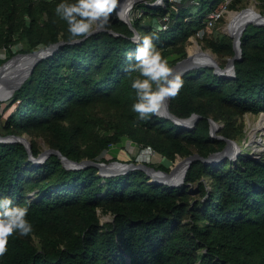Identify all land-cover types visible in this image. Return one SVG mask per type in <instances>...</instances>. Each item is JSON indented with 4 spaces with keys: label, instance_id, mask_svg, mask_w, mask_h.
Returning a JSON list of instances; mask_svg holds the SVG:
<instances>
[{
    "label": "trees",
    "instance_id": "trees-1",
    "mask_svg": "<svg viewBox=\"0 0 264 264\" xmlns=\"http://www.w3.org/2000/svg\"><path fill=\"white\" fill-rule=\"evenodd\" d=\"M155 1L136 3L143 18L132 20V28L113 17L107 30L72 44L82 38L72 37L57 15L59 0H0V53L8 52L0 66L15 54L12 44L22 43L20 51L31 53L64 42L0 102V136L44 135L53 149L77 162L98 160L123 137L174 163L222 151L226 139L234 138L236 116L264 113V25L244 31L234 76L209 67L183 76L169 109L180 119L197 114L192 127L155 114L137 122L131 81L139 73L128 66L143 35L159 31L154 42L173 66L223 2ZM236 1L228 9L236 10ZM256 1L264 14V0ZM164 18L168 27L161 30ZM204 48L226 58L235 54L226 33L206 38ZM211 118L224 123L222 138L211 136ZM30 151L34 158L41 153L34 141ZM0 195L14 203L30 201L33 224L31 233L9 237L0 264H264V154L256 158L246 149L233 160L193 161L184 182L174 187L150 182L138 169L110 177L94 166L67 169L56 154L36 164L23 144L1 142Z\"/></svg>",
    "mask_w": 264,
    "mask_h": 264
},
{
    "label": "clouds",
    "instance_id": "clouds-1",
    "mask_svg": "<svg viewBox=\"0 0 264 264\" xmlns=\"http://www.w3.org/2000/svg\"><path fill=\"white\" fill-rule=\"evenodd\" d=\"M122 3L131 7L134 0H59L55 11L67 22L72 37L84 38L107 30L111 14ZM160 27L162 30L168 25ZM158 37L159 31L143 35L137 44L134 63L128 66L130 70L139 73L131 81V87L136 90L132 110L138 113L137 122L150 119V114H161L166 107V99L176 96L185 82L182 74L174 71L155 44ZM30 203H14L12 197L0 195V254L7 250L11 235H27L32 232L33 224L28 218Z\"/></svg>",
    "mask_w": 264,
    "mask_h": 264
},
{
    "label": "water",
    "instance_id": "water-1",
    "mask_svg": "<svg viewBox=\"0 0 264 264\" xmlns=\"http://www.w3.org/2000/svg\"><path fill=\"white\" fill-rule=\"evenodd\" d=\"M138 1H140V0H134L133 4L137 3ZM133 4L131 5V7H129L128 10H130L132 8ZM246 9H243L241 11H237L239 16H237V19L235 21V27H234L233 35L226 33L233 40V49H234L235 54L233 57L228 59L227 64L224 68L220 67L219 64H217L215 61H213V62L200 61L199 59L191 58L189 55H187L185 58L178 61L174 66H172L174 71L181 73L182 76H184L191 70L201 68V67H209V68L214 69V73L217 75L226 76V77L234 76L235 61L237 59H240V57H241V37H242L244 31L246 30V28L249 25H254V26H263L264 25V14L257 12L255 18H248L243 14L244 11H246ZM122 20L132 28V23H131L130 19H128V20L122 19ZM110 32L113 33L112 31H110ZM95 33H97V32H95ZM95 33H93V34H95ZM87 37H89V36H87ZM87 37H84L82 39H75V40L71 41L70 43H72V44L80 43L81 41L85 40ZM63 44H64V42L60 41L58 43L51 44L48 47L41 48L35 52L17 55L16 57H24V56L35 55L36 53L41 52V54L38 55L33 60V62L29 65V67H28L24 77L21 79V81L18 82L17 85H15V87L12 89V91L9 93V95H7L4 98H1L0 102L2 100L3 101L8 100L13 95L14 91H16L18 88H20V86L24 83V81L29 77V75L32 73L36 64L39 61H41L42 59H44L50 55H53L54 52ZM13 59H9L5 63H3V65L0 67V82H2L4 85L10 84V78L7 77L6 73H3V69H5L6 65L8 63H10ZM165 105H166V107H165L164 112L161 114H155V115L170 119L175 124H178L180 126L192 127L196 123V121L200 118L197 114H193L191 117H189L187 119L177 118L176 116H174L170 112L169 98L166 99ZM209 122H210V127H211V136H213L214 130L216 128V123L212 119H210ZM226 141H227V144L222 151L213 153V154L209 155V157H207V158L201 157L197 153L189 155V156L185 157L184 159H182L181 161L176 162L175 167L169 173L166 171L155 169L154 167H152V166H150L144 162L121 163L119 161H114V162H111L109 164L98 163V162L92 161V160H82L80 162H77V161L71 160V159L67 158L66 156L62 155L58 150H53L52 152H53V154L58 155V157L60 158V160L62 162V165L67 169H82V168L94 166V167H97L98 169H100L99 174L104 176V177H110V176H115V175H119V174H124V173H127L128 171L138 169V170H143L147 174L148 178L150 179V182H156V183L163 184V185H169V186L177 187L184 182V177L186 175V172H187L188 168L190 167L191 163L195 160H201L204 163L215 164V163L221 161L222 159L223 160L227 159V157L231 160L235 159L237 155H235L232 152H229L230 151L229 147L231 145V141L229 139H226ZM1 142H3V143L19 142V143L23 144L29 152L30 160H32L36 164L42 163L44 160H46L47 155H48L47 153H43V154H40L37 158H34L31 155L30 142L27 141L22 136H18V135H9V136H5V137L0 136V143ZM48 152H51V151H48ZM181 166L183 167V173H182L181 177L176 178L175 176H172Z\"/></svg>",
    "mask_w": 264,
    "mask_h": 264
},
{
    "label": "rangeland",
    "instance_id": "rangeland-1",
    "mask_svg": "<svg viewBox=\"0 0 264 264\" xmlns=\"http://www.w3.org/2000/svg\"><path fill=\"white\" fill-rule=\"evenodd\" d=\"M172 1L176 5L177 4L179 5V3H183V2H185V4H190L189 0H172ZM231 2H233V0H231L230 3ZM235 5H236L235 7L236 10L228 9V13H226L224 18L219 23H217L215 26L209 27V28L205 26L203 29V35L199 37L195 35L189 39L188 45L186 47L187 55L189 54L188 48L194 45L195 43H197L203 51L210 53L212 57L215 60H217L220 67L221 65H224V67L226 66L229 58L218 56L214 54L209 48H204L205 39L208 38V39L215 40L218 35L226 33L225 29H226L227 23L230 20L229 13L235 14L237 11H241L251 6H254L257 12L261 13V10H262V3H259L256 0H239L235 2ZM119 6L120 5H118V10H119ZM118 10L113 11V13L111 14V18L117 17L118 19L122 20L121 15L117 14ZM128 16H129L130 21L143 18V16H141V13L138 12L136 3L133 4L132 8L129 10ZM160 23L163 24L162 22ZM138 35L139 33L137 32V30H134V37L137 38ZM22 48H23L22 43L12 44L10 49L15 54L13 55V57H11V59L15 58L19 54H28V53H24L23 51H20ZM41 48H44V47H40L37 50ZM5 56H6L5 52L2 51V53H0V58H4ZM176 57L177 55H173L169 59H174ZM95 113L98 115H104L105 111L102 110L101 108H96ZM214 122L216 123V128L214 130L212 137L222 138V136L220 135V132L224 128V123L221 121H214ZM262 122L264 123L263 113H260V114L244 113L243 115L236 116L231 124V127H232L231 131L234 135V138L229 139L231 141L229 152H232L235 155H237V154H240L242 151H244V149H246V151H250V154L252 156L256 158L261 157L264 154V127H261ZM239 129H241L243 133H238ZM18 136L24 137L27 141L30 142V145H31V142L34 141L40 148V151H41L40 154H43V153L48 154L47 158L51 154H53L52 151L55 150L50 146L49 138L44 135L34 136V135H29L27 133H24ZM140 149H141L140 146L132 142L127 137H123L119 143L111 145L107 150H105L101 154L100 158L96 160V162L103 163V164H109L114 161H119L121 163H138L140 162L138 158ZM48 151H51V152H48ZM84 160H87V159H84ZM179 160L180 159H178V161ZM146 163L148 165L153 164L154 166L163 165L166 168H168V171H167L168 173L175 167L174 162H171L170 160L166 159L165 157L161 156L158 153L152 156L149 161H146ZM108 220H111L109 216H102L103 222L108 221Z\"/></svg>",
    "mask_w": 264,
    "mask_h": 264
},
{
    "label": "bare ground",
    "instance_id": "bare-ground-1",
    "mask_svg": "<svg viewBox=\"0 0 264 264\" xmlns=\"http://www.w3.org/2000/svg\"><path fill=\"white\" fill-rule=\"evenodd\" d=\"M129 5L127 3H122L119 6V14L121 15V19L128 20V12H129ZM256 9L254 6H251L244 11V15L248 18H255L256 16ZM230 14V20L227 23L226 26V33L233 35L234 27H235V21L237 19V16L239 14L236 12L234 13H229ZM189 56L191 58L199 59L200 61H205V62H213L215 61L217 64V60H215L212 55L208 52H205L201 49V47L195 43L191 47L188 48ZM41 52L36 53L35 55H30V56H24V57H16L14 58L10 63L6 65V68L3 69V73L7 74V77L10 78V84L9 85H4L2 82H0V99L6 97L9 95V93L12 91V89L17 85L18 82L21 81V79L24 77L29 65L33 62V60L40 55ZM3 101V100H2ZM165 110L162 109L163 113ZM264 115V114H263ZM264 127V123L262 122V126ZM183 173V167L181 166L172 176H175L176 178H180Z\"/></svg>",
    "mask_w": 264,
    "mask_h": 264
},
{
    "label": "built area",
    "instance_id": "built-area-1",
    "mask_svg": "<svg viewBox=\"0 0 264 264\" xmlns=\"http://www.w3.org/2000/svg\"><path fill=\"white\" fill-rule=\"evenodd\" d=\"M230 1L231 0H223V2L220 4L218 9L213 10L208 14L207 27L215 26L217 23H219L224 18L225 14L228 13V5H229ZM162 2H163V0H162ZM162 2H155L154 4L160 5V4H162ZM166 20H167V18H166ZM163 21H165V18L160 22L163 23ZM161 25H164V23L163 24L159 23V26H161ZM196 35L198 37L203 35V30L198 31L196 33ZM2 51L5 52L6 56L8 55V52L6 49H3ZM155 154H157V153L151 146H143L140 149V153L138 155V158H139L140 162L146 163V161H149L151 159V157L154 156Z\"/></svg>",
    "mask_w": 264,
    "mask_h": 264
}]
</instances>
